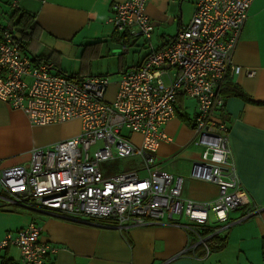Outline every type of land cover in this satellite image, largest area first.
I'll return each instance as SVG.
<instances>
[{
  "label": "built area",
  "instance_id": "obj_1",
  "mask_svg": "<svg viewBox=\"0 0 264 264\" xmlns=\"http://www.w3.org/2000/svg\"><path fill=\"white\" fill-rule=\"evenodd\" d=\"M20 1L9 5L16 9ZM147 2L110 5L113 29L131 43L142 39L146 49L137 66L120 73L110 103L107 75H68L29 54L25 42L0 23V100L24 111L33 125L80 121L78 134L34 148L27 165L2 169L0 186L8 203L66 218L106 219L119 230L169 223L189 238L174 258L197 246L207 255L210 238L259 211L237 173L229 126L214 115L224 107V80L242 71L232 56L253 0H196L189 22L160 48L151 41ZM128 48L122 44L119 51ZM244 73L253 76L254 70ZM178 96L196 103L192 141L201 151L188 177L215 184L218 193L211 200L183 197L184 177L161 171L156 161L159 144L171 140L164 125L175 115ZM133 134L140 135L139 145ZM125 157L138 158L137 168L102 173V162ZM240 208L244 213L231 220L230 213ZM40 234L41 226L30 221L7 231L0 249L15 246L25 264H49L57 248L41 242Z\"/></svg>",
  "mask_w": 264,
  "mask_h": 264
},
{
  "label": "crops",
  "instance_id": "obj_2",
  "mask_svg": "<svg viewBox=\"0 0 264 264\" xmlns=\"http://www.w3.org/2000/svg\"><path fill=\"white\" fill-rule=\"evenodd\" d=\"M114 1L124 0H21L16 9L29 13L37 24L33 52L27 50L28 53L37 59L50 60L61 71L67 72L57 59L63 51L75 45L81 49L78 71L107 75L90 73L91 59L100 57L104 45L116 52L122 44H127L126 52L115 53V73L119 77L125 69L137 66L146 51L137 57L136 62L124 67L122 54L131 48L136 52L145 50V46L138 40L131 43L108 22L109 8ZM182 1L148 0L145 10L154 23L151 38L154 46L160 48L166 44L179 28L189 22L196 0H186L185 5L191 15L185 18L181 11ZM9 2L0 0V4L7 6H10ZM4 14V21L0 23L6 24L9 12ZM14 33L19 37L16 29ZM232 60L242 71L224 80L220 88L225 98L224 107L214 115L229 126V146L237 173L259 211L210 238L207 255L201 246H197L194 253L189 251L174 258L189 238L184 230L169 223L119 230L106 219L86 221L37 212L8 203V196L1 186L0 242L7 231L35 221L41 226L39 240L57 248L56 253L48 257L49 264H261L264 255V0H253ZM245 69L254 70V75L247 76ZM108 92L114 97L115 88L108 87L106 94ZM195 106L193 99L176 98L175 115L164 125V131L171 140L159 144L156 161L161 171L184 177L183 197L211 200L217 196V186L188 177L191 164L201 151L192 141ZM79 131L78 119L60 124L33 125L24 111L0 100V171L18 164H29L34 148L54 144ZM132 140L139 145L141 137L133 134ZM244 211V208L233 210L231 220L240 217ZM2 262L25 264L15 246L0 249V264Z\"/></svg>",
  "mask_w": 264,
  "mask_h": 264
},
{
  "label": "rangeland",
  "instance_id": "obj_3",
  "mask_svg": "<svg viewBox=\"0 0 264 264\" xmlns=\"http://www.w3.org/2000/svg\"><path fill=\"white\" fill-rule=\"evenodd\" d=\"M186 0L182 1V16L185 18L189 15H191L190 9L188 6L185 5ZM9 9V10H8ZM8 11L10 13V6L3 4H0V21L4 17V13ZM4 21V20H2ZM1 24H4L1 22ZM140 43H143L142 39L138 40ZM80 47L78 46H72L69 47V50L63 51L62 54H60L59 58L57 59L60 67H62L63 70L67 71L68 75H71L72 73H76L80 68ZM134 48L130 49L128 53H124L123 58L124 59V67H128L132 64V62H136L137 57L142 56L146 49H141L138 52H134ZM115 53H121L120 51H116L113 49L111 50L108 46L104 45L102 47V51L100 54V57L97 59H91L92 61L89 63V72L93 74H107L110 80V83L108 85L109 88H115L114 97L110 95L111 93L105 92V101L112 102L115 98L116 91L118 88L117 81L118 80V74L117 72V54ZM139 55V56H137ZM116 85H115V84ZM107 87V88H108ZM107 91V90H106ZM112 96L111 98H109ZM132 137V136H131ZM137 140V139H134ZM138 163H140V160L136 157H125V158H114L112 160L102 162L101 163V171L104 175H112L116 173H120L123 171H128L137 168Z\"/></svg>",
  "mask_w": 264,
  "mask_h": 264
},
{
  "label": "trees",
  "instance_id": "obj_4",
  "mask_svg": "<svg viewBox=\"0 0 264 264\" xmlns=\"http://www.w3.org/2000/svg\"><path fill=\"white\" fill-rule=\"evenodd\" d=\"M7 26L14 31L17 30L19 33V38L25 43V48L31 52L32 43L34 41V34H36L37 24L33 21V17L24 11H19L18 9H13L10 7V13L8 15ZM122 35V34H121ZM124 35V34H123ZM122 37V36H121ZM126 37H124V41ZM127 39V38H126ZM75 77H83L86 75H91L84 73L83 70L78 71L73 74ZM8 262H2L1 264H7Z\"/></svg>",
  "mask_w": 264,
  "mask_h": 264
}]
</instances>
